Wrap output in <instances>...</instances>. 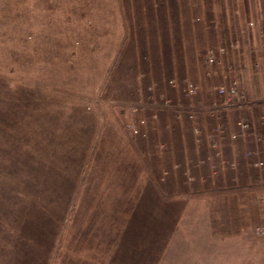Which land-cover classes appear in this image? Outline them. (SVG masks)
Here are the masks:
<instances>
[{
    "label": "rangeland",
    "instance_id": "rangeland-1",
    "mask_svg": "<svg viewBox=\"0 0 264 264\" xmlns=\"http://www.w3.org/2000/svg\"><path fill=\"white\" fill-rule=\"evenodd\" d=\"M263 8L0 0V264H264Z\"/></svg>",
    "mask_w": 264,
    "mask_h": 264
},
{
    "label": "crops",
    "instance_id": "crops-1",
    "mask_svg": "<svg viewBox=\"0 0 264 264\" xmlns=\"http://www.w3.org/2000/svg\"><path fill=\"white\" fill-rule=\"evenodd\" d=\"M168 7H170V6H168ZM180 19L181 18H179V20ZM186 19L187 18H183V20L187 21L188 19L187 20ZM168 20H170V19H168ZM189 21L190 20H188V23H189ZM263 69H264V66H263ZM257 80L260 81V86H259V88L254 90V92H252L253 90H248V92L246 90V92H245V89L239 83V86H240L239 87V93H240V96L242 97V99H246V100H249L251 102H258L261 100L264 102V79L262 81V77L259 75V77H257ZM253 108H255V107H252V109ZM261 113L264 116V105L262 106V112ZM256 120H257V118L254 119V122H256ZM256 131L258 132L257 135L259 137L263 136V138H264V128H258V129H256ZM258 145H259L258 143H255L252 140L250 143H248V145H245V143L240 142L239 146L237 148H235L233 154H231V156H232L231 158L235 161H240L241 157H242V155H241L242 152H248V151L254 152L256 150L255 154H257V149L261 148L264 150V140L262 141V143L259 146ZM258 156L261 157L259 154H258ZM258 156L257 155L253 156L252 160L253 159H254V161L258 160L259 159ZM245 170H248L250 172L249 167H247V166L243 167L241 164H238V163H237V170H233V171H236V173H235V175L237 176L236 181L239 182V177H240L241 182H245L244 184H246L247 187H249V189H247V190H249L248 192H250V194L247 195L249 199H248V203H247L246 208H245V212L246 213L248 212V214L252 213L255 215L259 214V213L264 214V187H262L261 190H257L258 188L254 187V186L263 185V182L260 180V178L262 176H264V174L258 173L259 175H257V177H256L254 174L253 175L250 174V176H243V175L238 173L240 171L244 172ZM251 173H253L252 170H251ZM256 196H257V199L253 200V198H255ZM257 200H259V201H257Z\"/></svg>",
    "mask_w": 264,
    "mask_h": 264
},
{
    "label": "built area",
    "instance_id": "built-area-1",
    "mask_svg": "<svg viewBox=\"0 0 264 264\" xmlns=\"http://www.w3.org/2000/svg\"><path fill=\"white\" fill-rule=\"evenodd\" d=\"M263 3H264V0H263ZM263 21H264V8L261 10V17H260ZM252 25V24H251ZM208 62L209 63H212L213 62V55L211 54H209L208 55ZM187 91H188V93L189 94H192V93H194L195 91H196V88L194 87V85H192V84H189L188 86H187ZM219 91L220 92H225V89L223 88V87H221L220 89H219ZM230 93H231V95L233 96L235 93H236V90H235V88H232L231 90H230ZM254 164H255V166L256 167H264V160H262V161H260V160H256L255 162H254Z\"/></svg>",
    "mask_w": 264,
    "mask_h": 264
},
{
    "label": "bare ground",
    "instance_id": "bare-ground-1",
    "mask_svg": "<svg viewBox=\"0 0 264 264\" xmlns=\"http://www.w3.org/2000/svg\"><path fill=\"white\" fill-rule=\"evenodd\" d=\"M133 240V239H132Z\"/></svg>",
    "mask_w": 264,
    "mask_h": 264
}]
</instances>
